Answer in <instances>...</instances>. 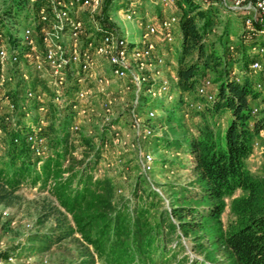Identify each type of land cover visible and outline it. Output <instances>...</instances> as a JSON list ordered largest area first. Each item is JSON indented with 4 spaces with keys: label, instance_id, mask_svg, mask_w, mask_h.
<instances>
[{
    "label": "trees",
    "instance_id": "trees-1",
    "mask_svg": "<svg viewBox=\"0 0 264 264\" xmlns=\"http://www.w3.org/2000/svg\"><path fill=\"white\" fill-rule=\"evenodd\" d=\"M112 1L106 0L104 13ZM41 5V0H8L3 16L23 18L28 24L37 18ZM179 6L181 39L175 83L179 98L174 109L181 114L190 102L204 100L198 96V87L213 75L216 99L204 111L196 112L212 118L228 116L223 131H216L204 120L196 135L191 132L158 139L163 148L193 158L196 180L192 186L196 187L168 185L166 207L164 195L141 175L131 199L117 198L112 179L96 176L109 129L99 128L98 139L81 131L73 134L74 112H61L49 103V124L41 136L48 140L51 154L41 160L34 157L26 141L29 125L18 120L13 125L7 119L12 115L6 114L0 117L4 132L1 204L18 199L28 186L50 188L51 199L42 201L40 219H54L52 232L31 236L27 251L43 254L74 242L77 259L71 264H264V176L257 177L246 168V159L256 151L255 144L264 131V111L259 117L252 114V103L259 94L249 76L253 61L249 52L256 41L240 39L232 52L227 26L222 47L217 49L215 43H209V36L219 23V11L202 9L194 0H181ZM19 92L10 93L17 108L14 115L24 116ZM174 112L166 120L172 130L180 127ZM81 148L85 152L77 158L74 154ZM140 179L150 187H142ZM239 191L245 195L234 198ZM229 198L234 218L226 227L223 218ZM182 238L191 242L192 252L201 260L180 262L169 253V245Z\"/></svg>",
    "mask_w": 264,
    "mask_h": 264
},
{
    "label": "built area",
    "instance_id": "built-area-1",
    "mask_svg": "<svg viewBox=\"0 0 264 264\" xmlns=\"http://www.w3.org/2000/svg\"><path fill=\"white\" fill-rule=\"evenodd\" d=\"M7 1L4 0L0 6V102L7 103L8 114L12 115L7 119H11L13 125L17 108L10 92L20 90L23 111H29L35 105L38 111L43 112L39 122L37 120L29 125L31 132L26 136L35 158L44 160L51 154L48 140L41 136L42 129L49 124V103L61 112H74L70 132L78 133L82 125L77 118L96 112L95 98L101 97V100H97L101 115L96 125L100 129H114V81L122 83L119 94L127 93L131 87L136 88L130 123L137 139L144 143L155 136L156 112L149 110L141 113L138 103L141 94L146 93L151 100H156L171 89L168 79L159 71H164L167 61L159 50L160 45L173 44L175 34L181 33L178 17L147 21V17L142 16L144 9L139 1L113 0L109 12L115 5L124 7L118 11L119 14L137 22L143 29L141 40L131 42L115 32L102 17L106 0H41L37 18L26 24L21 36L16 18L3 16ZM206 2L208 0H204ZM152 3L165 8L174 0H155ZM216 4L242 12L240 39L256 41L249 52L253 57L249 76L254 80V89L259 94L252 103V114L259 117L264 110V0H216ZM84 17H88V20ZM109 27L111 31L107 30ZM234 49V45L230 47L232 52ZM171 77L176 83L177 78ZM35 81H38L36 85ZM9 83H17L19 87L8 91L6 86ZM197 93L204 101L190 102L188 111L201 112L211 106L216 99L217 86L207 77L199 85ZM3 139L4 132L0 130V148L4 147ZM139 149L142 173L148 179V175L154 171L156 159L152 152L140 145ZM255 149L264 153V131ZM8 217L9 212L0 209V219ZM15 260V255H12L6 261L13 263ZM30 260L32 258L22 259V262L27 264Z\"/></svg>",
    "mask_w": 264,
    "mask_h": 264
},
{
    "label": "rangeland",
    "instance_id": "rangeland-1",
    "mask_svg": "<svg viewBox=\"0 0 264 264\" xmlns=\"http://www.w3.org/2000/svg\"><path fill=\"white\" fill-rule=\"evenodd\" d=\"M3 1L4 0H0V6ZM130 1L140 2L139 5H142V9H144L142 16L147 17V21H154L155 19L158 20L172 16L180 18L181 16V8L179 6V2L181 0H174L173 4L165 8L154 5L152 1L155 0ZM194 1L201 5L202 9L213 7L219 11V23L209 36L210 44L215 43L217 49L222 47L221 39L226 36L225 33L227 31V26L229 27L228 38L231 41L228 46L239 43L240 34L243 28L244 14L242 12L229 10L228 8L226 9L223 5L216 4V0H208L206 3H204V0ZM121 8L122 7L115 5L112 12H109V9V11L104 13L102 17L111 24V27L115 32L127 37L129 41L135 42L141 40L143 29L137 22L129 21L124 15L119 14L118 11ZM122 9H124V7ZM84 18L88 20V17ZM16 21L19 22L20 26L18 30L22 36L27 23L23 18H16ZM180 39L181 33L177 32V34H175V41L173 44L162 45L165 57L169 60L166 61V68L164 71L168 70L167 68L171 66L173 58L176 59L175 56L178 52L177 49H180ZM232 56L235 59L239 58L235 53H233ZM159 71L163 73V77L168 79L171 89L156 100H151L146 93L143 95L141 94V100L138 103L139 111L141 113H145L149 110H154L157 114V119L155 120V136L150 141L144 143L137 139L138 137L130 123V113L135 105L137 96L136 88L131 87L127 93L119 94L118 91L122 83L119 81L113 82L112 97L115 98L113 105V122L116 127L111 129L108 134L109 138L107 140V145H104L103 159L100 162L96 176L99 178L106 176L112 179L113 184L116 185L115 194L117 198L125 197L127 199H131L137 178L141 175L146 177V175L142 173L140 166V145L143 149L152 152L156 159L154 171L148 175V180L152 183V186L157 192L164 195L166 199L164 203L166 207H168V185L196 187L192 186V183L196 180V174L194 171L195 164L193 158L188 154L163 148L159 145L158 139L161 137L186 136L190 135L191 132H194L196 135L197 129L203 124L204 120L212 124L216 131H223L227 125L228 116L226 115L223 117L212 118L206 114H199L194 110L188 111L184 108L181 114H177L174 107L178 102L179 90L175 86L174 79L171 77V74L168 72L164 73L163 70ZM208 77L212 80L214 79L213 75H209ZM18 87L19 85L17 83H9L6 86V89L9 91L17 89ZM97 100H101V97L95 98L94 105L97 108V111L93 113L91 112V114L87 115V117L80 116L77 118V121H79L82 125L81 132L89 136H95V138L98 139V136L96 135L99 133V127L96 125V122H100L101 109ZM32 107L29 111H23L24 116L21 114L14 115L16 121L18 120L24 124L27 123V125L30 126L33 124L35 119L39 122L40 114H43V112L38 111L35 105H32ZM172 111H175L174 116L179 118L178 125H180V127L174 130H172L166 122L167 117L172 113ZM8 113L10 114L7 103L0 102V117H3ZM204 116H206V118ZM78 133L73 134L77 135ZM1 150L2 148H0V156L2 154ZM83 151L85 152V150L81 148L76 151L74 155L77 158H81ZM263 163L264 153L262 154L255 151L249 158L246 159V168L253 175L263 177ZM67 164L68 163H66V165ZM143 180H141L142 187L148 189L150 185L146 182L144 183ZM49 189L28 186L19 192L18 199L11 202L9 201L7 204H1L0 202V209H4L9 212L8 218L0 219V264H24L22 259L27 260L29 258H32V260L28 261L27 264L76 263L75 260L77 259L78 245L74 242H65L43 254L36 252L31 253L26 250L28 245L27 241L31 236L37 233L52 232V227L55 223L54 219H51L48 222H44V220L42 221L40 219V207L42 201L44 199H51ZM243 195L245 194L239 191L233 197H241ZM227 202L229 207L223 218L226 227L234 218L230 206L232 199L229 198ZM168 250L169 253L176 255L180 262H192L202 259L192 252L191 242L184 238L178 240L177 243L175 242L174 244L172 243L169 245ZM5 255L7 257H5ZM12 255H15L16 257L15 262L7 263L6 260Z\"/></svg>",
    "mask_w": 264,
    "mask_h": 264
},
{
    "label": "crops",
    "instance_id": "crops-1",
    "mask_svg": "<svg viewBox=\"0 0 264 264\" xmlns=\"http://www.w3.org/2000/svg\"><path fill=\"white\" fill-rule=\"evenodd\" d=\"M159 51H160V53H162L163 55H165V52L162 49V45H160V50ZM177 51H178V49H177ZM166 60H168V59L166 58ZM167 69L168 70H166L164 73H167L168 72L169 74H171V76L176 77V59L175 58H173V60L171 61V66L168 67Z\"/></svg>",
    "mask_w": 264,
    "mask_h": 264
}]
</instances>
